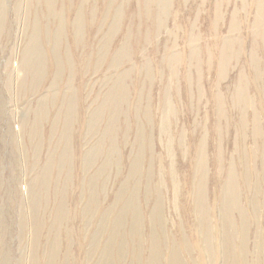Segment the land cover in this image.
Masks as SVG:
<instances>
[{
  "label": "rangeland",
  "instance_id": "obj_1",
  "mask_svg": "<svg viewBox=\"0 0 264 264\" xmlns=\"http://www.w3.org/2000/svg\"><path fill=\"white\" fill-rule=\"evenodd\" d=\"M0 264H264V0H0Z\"/></svg>",
  "mask_w": 264,
  "mask_h": 264
}]
</instances>
